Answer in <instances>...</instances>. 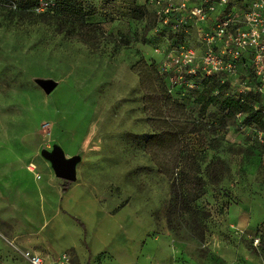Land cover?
<instances>
[{
    "label": "rangeland",
    "instance_id": "374dc122",
    "mask_svg": "<svg viewBox=\"0 0 264 264\" xmlns=\"http://www.w3.org/2000/svg\"><path fill=\"white\" fill-rule=\"evenodd\" d=\"M77 1L89 25L83 37L71 20L14 13L12 0L0 2V264H30L23 251L45 242L67 251L72 264L73 246L86 264H264V143L242 114L224 118L217 105L203 111L200 80H185L186 66L173 63L192 50L201 67L206 34L228 14L243 27L251 1L227 0L204 22L190 16L199 0ZM213 47L229 60L222 42ZM140 59L158 68L195 122L180 144L182 153L197 154L205 181L190 202L201 211L195 219L185 199L171 202V182L160 171L175 149L151 139L156 121L178 117L177 110L166 112L160 94L142 90L134 70ZM233 62L224 92L241 96L258 80L249 51ZM256 99L264 104L259 93ZM55 145L79 157L62 199V179L42 156ZM216 158L226 165L210 178ZM97 251L104 252L96 262Z\"/></svg>",
    "mask_w": 264,
    "mask_h": 264
},
{
    "label": "trees",
    "instance_id": "16d2710c",
    "mask_svg": "<svg viewBox=\"0 0 264 264\" xmlns=\"http://www.w3.org/2000/svg\"><path fill=\"white\" fill-rule=\"evenodd\" d=\"M6 2L11 0H0V2ZM39 0H12L14 6H7L11 10L14 8V13L29 14L31 17H58L65 20H71L78 24L77 31L80 33L79 37H83L87 33V27L89 25L85 22L86 16L85 9L81 1L62 0L55 3H48L46 10L41 12L36 11V7ZM59 10L60 14L57 13ZM134 11L142 14L141 8L136 7ZM75 32V31H74ZM73 32V33H74ZM186 70L180 72L186 78H191L194 81L200 80V84L203 87V91L199 94L197 102L199 106L206 110L209 106L217 105L224 112V118L229 116H237V114L243 115V121L247 125L254 127L257 131H264V104L262 102L257 103L256 96L258 94L253 91H246L241 96H235L233 94H225V90L229 84L222 73L206 74L199 66L195 69L194 73L187 72ZM134 70L138 74V80H140V86L142 90L148 95L160 94L161 107L166 108V112L173 108H176L178 117H171L159 119L162 121H156L158 124L156 130L157 133L151 138L152 141H156L158 145H162L164 150L171 147L175 149L174 155L171 156L170 166L167 165L160 167V171L163 172L168 180L171 182V202L177 203L181 199L186 202L185 209L195 219L201 211L195 209L190 205L191 201L198 199L204 193V179L200 174L201 166L196 161V153L193 155L182 153L180 151L182 137L186 133L192 132L195 126V122L185 108L181 104L174 101L172 94L169 93L166 82L162 79L158 68L153 64H147L144 59H140L135 64ZM210 88H214V92H210ZM257 103V106L254 105ZM153 103V101H151ZM155 105V104H154ZM156 107V106H155ZM155 109V108H154ZM167 115V114H166ZM159 124H162L160 127ZM226 165L221 159H212L209 162L207 169V176L212 178L215 173L214 169H218ZM71 181L62 180V189L65 191L69 188ZM259 246L264 248V239L259 240Z\"/></svg>",
    "mask_w": 264,
    "mask_h": 264
},
{
    "label": "built area",
    "instance_id": "2783aa9c",
    "mask_svg": "<svg viewBox=\"0 0 264 264\" xmlns=\"http://www.w3.org/2000/svg\"><path fill=\"white\" fill-rule=\"evenodd\" d=\"M250 1L248 9L242 13L243 27H235L239 22L238 14H228L216 23L210 34H206L207 46L201 60V68L206 74L232 75L235 72L233 60L239 58L242 51H249L253 73L258 80V85L252 91L259 93L264 98V4L260 0ZM48 3H55V0H39L37 3L39 5L35 8L36 11H43ZM227 3V0H199L191 8L190 16L198 22H204L213 11L217 8H225ZM186 5L181 2L180 9L186 8ZM230 27H233L232 31H229ZM218 41L222 42V52H225L224 55L228 56L229 60L225 61L224 56H219L213 47ZM194 62L195 54L192 50H184L180 56L173 59V63L178 69L187 66L188 73H194L196 67ZM239 115L237 114V116ZM254 135L257 143H264L263 130L255 131ZM23 257L30 264H44L40 253L33 250H24ZM55 264H72L69 254L61 253Z\"/></svg>",
    "mask_w": 264,
    "mask_h": 264
},
{
    "label": "water",
    "instance_id": "95a60500",
    "mask_svg": "<svg viewBox=\"0 0 264 264\" xmlns=\"http://www.w3.org/2000/svg\"><path fill=\"white\" fill-rule=\"evenodd\" d=\"M42 156L51 162L55 174L62 180L74 181L76 178L75 166L79 161L78 156L65 157L62 149L55 145L51 151L44 150Z\"/></svg>",
    "mask_w": 264,
    "mask_h": 264
},
{
    "label": "crops",
    "instance_id": "0c3cea01",
    "mask_svg": "<svg viewBox=\"0 0 264 264\" xmlns=\"http://www.w3.org/2000/svg\"><path fill=\"white\" fill-rule=\"evenodd\" d=\"M70 187H71V184H70V186H69V188L68 189H70ZM61 190H62V196H61V199L64 197V194L66 193L65 191L67 190H63L62 189V184H61ZM88 198V202L91 204V205H94L96 202H99V200L97 199V198H93V197H91V196H88L87 197ZM60 211V210H59ZM44 244H46L45 246L44 245H37V246H33V251L34 252H36V253H40V252H43L44 250H46V256L45 257H43V259H44V264H55V261L57 260V257L61 254V253H63L64 251H61V252H56V249H55V246H54V244H51V243H44ZM72 249H68V250H73L74 251V253H75V258H76V262H77V264H86L87 263V261H86V259L84 258V260L83 259H81L80 257H79V255L77 254V250H76V248L73 246V247H71ZM67 252V251H66ZM65 252V253H66ZM104 251H97V253L95 254V256H94V260L97 262V261H101L102 260V257H100L101 256V253H103ZM92 256V255H91ZM69 257L71 258V256L69 255ZM71 260H72V258H71Z\"/></svg>",
    "mask_w": 264,
    "mask_h": 264
}]
</instances>
